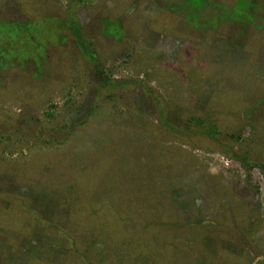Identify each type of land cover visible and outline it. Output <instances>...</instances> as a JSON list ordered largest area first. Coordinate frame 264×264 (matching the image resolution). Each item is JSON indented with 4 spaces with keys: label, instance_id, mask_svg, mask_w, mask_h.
<instances>
[{
    "label": "rangeland",
    "instance_id": "374dc122",
    "mask_svg": "<svg viewBox=\"0 0 264 264\" xmlns=\"http://www.w3.org/2000/svg\"><path fill=\"white\" fill-rule=\"evenodd\" d=\"M0 23V264H264V0Z\"/></svg>",
    "mask_w": 264,
    "mask_h": 264
},
{
    "label": "trees",
    "instance_id": "16d2710c",
    "mask_svg": "<svg viewBox=\"0 0 264 264\" xmlns=\"http://www.w3.org/2000/svg\"><path fill=\"white\" fill-rule=\"evenodd\" d=\"M0 28H3V31L0 34V38H1V40H3L2 33H4L5 30L8 27L6 25L4 26L3 24L1 25V23H0ZM71 32H72V35L74 36L75 40L77 41V43L80 44L81 47H83L88 52V55H92V52L89 51V48H88L89 44L86 45V43H85V45H84V42H82V40H81L82 34L78 30V28H76L75 26H72L71 27ZM101 84L105 85L106 83L101 82ZM194 122L196 123V125H199L202 128V131L204 132L205 135H207L209 137H212L213 129L215 131V128H214L215 126L214 125L209 126V124H207V122L204 119H202V118L201 119H196V120L194 119Z\"/></svg>",
    "mask_w": 264,
    "mask_h": 264
}]
</instances>
